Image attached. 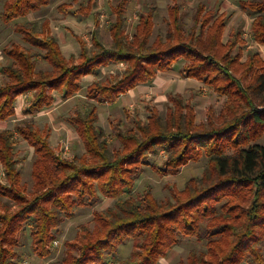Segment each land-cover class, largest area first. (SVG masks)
Listing matches in <instances>:
<instances>
[{
    "label": "trees",
    "instance_id": "obj_1",
    "mask_svg": "<svg viewBox=\"0 0 264 264\" xmlns=\"http://www.w3.org/2000/svg\"><path fill=\"white\" fill-rule=\"evenodd\" d=\"M0 20L6 24L50 5L52 0H0ZM131 0H109L111 45L104 42L99 22L91 43L77 36L81 51L66 57L49 18L16 23L24 41L41 50L50 68L37 70L30 49L17 42L4 47L10 63L1 68L0 121L16 116L17 98L29 94L23 114L29 116L14 129L0 130V264H19L24 235L41 259L51 255L60 226L80 208L93 209V228H84L65 242V254L48 264H110L109 257L127 241L133 249L116 264H158L179 245L182 237L195 238L205 251L191 250L186 259L171 264H264V56L248 51L241 32L224 42L227 14L198 7L195 26L185 30L177 3L168 7L166 32L152 39L156 6L137 14L135 32H126ZM253 14L251 37L264 45V0H240ZM95 0L67 14L88 16ZM245 56V58H244ZM183 78L203 82L224 103L210 107L207 119L197 123L196 111L182 93H170L165 116L150 107L147 119L133 124L112 123L120 148H110L106 131L98 126L95 103L112 104L122 94L173 70L181 61ZM125 63V69L93 80L85 96L93 103L67 120L80 137L85 152L64 158L49 141L48 132L34 120L52 107L57 95L74 97L83 81L102 66ZM16 135L34 149L32 184L23 181L14 146ZM166 153L161 164L151 154ZM206 157L201 176L191 177L183 189H174L160 201L151 192L132 195L145 166L159 176L176 175L191 161ZM127 195L126 198L123 196ZM103 197L115 200L103 210Z\"/></svg>",
    "mask_w": 264,
    "mask_h": 264
},
{
    "label": "rangeland",
    "instance_id": "obj_2",
    "mask_svg": "<svg viewBox=\"0 0 264 264\" xmlns=\"http://www.w3.org/2000/svg\"><path fill=\"white\" fill-rule=\"evenodd\" d=\"M96 7L88 16L72 15L62 11L61 4H69V10H76L80 4L87 3L88 0H52L50 5L42 8L40 11L30 13L28 16L18 18L12 23L6 24L0 20V70L3 66L10 63V60L4 53V47L17 42L23 47L30 49L37 61V70L50 68L48 63L42 59L41 50L32 47L24 41L22 34L18 31L16 23L35 21L43 18H49L51 31L57 37L63 53L69 57L72 54L78 56L81 51L77 36H82L88 44L91 43V33L96 27L95 15L99 14V24L104 42L111 45L112 37L109 32L110 21L114 18L111 13L109 0H95ZM3 2H0V13L3 9ZM240 0H131L127 13L125 30L129 36L135 32L137 24V14L140 10H146L149 5L156 6V15L154 17V39L159 31L166 32V19L168 18V7L177 3L181 6V12L184 16L185 30L189 31L195 26L193 19L199 6L204 5L207 8L217 10L218 13L227 14V28L224 35L226 42L232 32H241L242 38L246 41L243 46L245 56L248 51H261V47L254 42L251 37V23L253 14L244 11L239 6ZM244 56V58H245ZM184 64L182 60L176 67L165 73H159L154 79L147 83L140 84L136 89L122 94L117 102L112 104L95 103L99 115L98 126H101L107 133V139L110 148H120V142L114 137L112 123L121 120L123 124L131 125L137 118L147 119L150 116V107H157L162 116H165L168 95L170 93H182L183 96L192 103L196 111V121L201 123L206 121L208 109L210 107L219 111L224 103V98L219 97L215 92L208 88L203 82L193 78H183L180 75V68ZM125 63L102 66L94 75H89L83 81V89L74 97L64 99L62 95H57L54 105L45 109L44 114L33 117L36 125L40 129H45L50 137L51 145L66 159L80 157L84 152L83 143L76 133L74 127L69 123L67 117L73 115L76 111H85L93 102L86 98V88L95 79H104L110 74H118L125 69ZM6 76L0 71V82L4 83ZM28 104L24 101V105ZM16 103L18 113L10 118L4 127L14 129L17 124L22 123L25 118L24 108ZM51 111V112H50ZM29 117V116H27ZM18 142L14 146V152L18 162V167L22 173L23 181L29 186L32 184V163L34 158V149L25 140L16 135ZM258 143L264 145V136L258 140ZM166 153L151 154L150 163L161 164L165 159ZM206 165V157L199 161H191L183 166L176 175L159 176L150 165L144 167L140 177L136 180L132 195H140L151 192L154 197L160 201H165L170 197L174 189H183L186 182L194 176H201ZM0 176H4V168L0 165ZM127 195L123 196L126 198ZM115 200L103 197L95 206L96 209L103 210L114 204ZM93 209L80 208L73 217L68 218L59 229L58 238L53 243L51 255L45 259L36 256L31 250V237L27 232L23 236L21 245L17 248L19 252V264H48L62 258L65 254V242L75 239L78 232L84 228H93ZM54 241V242H55ZM132 242L129 240L121 245L114 256H110V264H116V259L126 257L130 254ZM191 250L205 251L206 245L197 241L195 238L182 237L179 245H176L171 252L160 260L158 264H171L179 259H186ZM264 253V249H263Z\"/></svg>",
    "mask_w": 264,
    "mask_h": 264
},
{
    "label": "crops",
    "instance_id": "obj_3",
    "mask_svg": "<svg viewBox=\"0 0 264 264\" xmlns=\"http://www.w3.org/2000/svg\"><path fill=\"white\" fill-rule=\"evenodd\" d=\"M33 13V12H32ZM227 28V27H226ZM225 32H226V30H225ZM225 35V34H224ZM259 45V44H258ZM260 47H261V51H263L264 52V45H259ZM62 49V48H61ZM63 51V50H62ZM261 53V52H260ZM262 54V53H261ZM65 55V54H64ZM73 55V54H72ZM66 56V55H65ZM71 56V55H70ZM69 56V57H70ZM67 57V56H66ZM169 72V71H168ZM161 73H165V72H161ZM89 76V75H88ZM87 76V77H88ZM186 79V78H185ZM140 86V85H139ZM136 89V88H135ZM132 90H134V89H132ZM131 91V90H130ZM128 93V92H127ZM28 96H29V94H22V95H20L18 98H17V102L16 103H18L19 104V106L20 107H22V105H24V101H27V99H28ZM24 108H25V105L23 106ZM24 108H20V110H23ZM18 108H17V113H18ZM43 112V111H42ZM41 112V113H42ZM51 112V111H50ZM42 114H44V112L42 113ZM42 114H38V115H42ZM38 115H36V116H38ZM25 116V118H27V116L26 115H24ZM35 117V116H34ZM8 120H5V121H0V130H3V129H11V128H7V127H4L3 126V124L4 123H6ZM77 133V132H76ZM49 141H50V137H49ZM51 143V142H50ZM34 152V151H33ZM0 165L2 166V164H1V162H0ZM3 167V166H2Z\"/></svg>",
    "mask_w": 264,
    "mask_h": 264
},
{
    "label": "built area",
    "instance_id": "obj_4",
    "mask_svg": "<svg viewBox=\"0 0 264 264\" xmlns=\"http://www.w3.org/2000/svg\"><path fill=\"white\" fill-rule=\"evenodd\" d=\"M54 243H55V244H57V242H56V241H55Z\"/></svg>",
    "mask_w": 264,
    "mask_h": 264
}]
</instances>
